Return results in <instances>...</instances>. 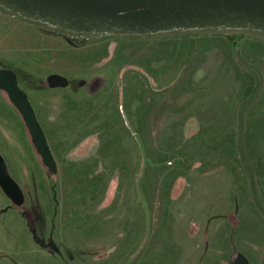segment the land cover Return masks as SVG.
<instances>
[{
	"label": "rangeland",
	"instance_id": "rangeland-1",
	"mask_svg": "<svg viewBox=\"0 0 264 264\" xmlns=\"http://www.w3.org/2000/svg\"><path fill=\"white\" fill-rule=\"evenodd\" d=\"M234 37L77 39L0 13V70L53 158L0 94V158L28 199L0 187V264H219L216 230L264 264V44Z\"/></svg>",
	"mask_w": 264,
	"mask_h": 264
},
{
	"label": "water",
	"instance_id": "water-1",
	"mask_svg": "<svg viewBox=\"0 0 264 264\" xmlns=\"http://www.w3.org/2000/svg\"><path fill=\"white\" fill-rule=\"evenodd\" d=\"M0 13L28 25L77 39L143 41L164 37L237 36L264 44V0H0ZM0 91L22 117L43 162L53 158L26 95L0 72ZM143 166L156 168L141 137L130 129ZM140 179L137 188L140 192ZM0 187L10 198L20 192L0 159ZM140 195V194H139ZM146 212L147 234L150 213ZM13 264H19L13 260Z\"/></svg>",
	"mask_w": 264,
	"mask_h": 264
},
{
	"label": "crops",
	"instance_id": "crops-1",
	"mask_svg": "<svg viewBox=\"0 0 264 264\" xmlns=\"http://www.w3.org/2000/svg\"><path fill=\"white\" fill-rule=\"evenodd\" d=\"M204 143H207V142H204ZM205 146V145H204ZM202 156H205V155H203V154H201ZM263 156V157H262ZM207 157V156H206ZM208 158H209V156H208ZM260 162L259 163H262L261 162V159H264V154L263 155H260ZM200 162H202V164H201V167L203 166V164H204V167H205V169L202 167V168H200V169H198L193 175H188L187 177H186V179L188 180L186 183H187V186L184 188V195H185V197L187 196V194L190 192V190L192 189V187L194 186V184H195V180H198V179H200V181H202V180H204L205 178H207L208 177V175H204L205 173H208V172H210V171H212L215 167H216V165L215 166H209V165H206L205 164V162H207V160L205 161V160H202V161H200ZM262 172H263V170L262 171H259V172H257V173H259L258 175H261L262 174ZM264 192V189H263V187L260 189V195H261V193H263ZM181 199V198H180ZM179 199V200H180ZM211 203V202H210ZM193 225H196V227L198 228H201L203 225H204V223H202V222H196L195 224H193ZM181 226L183 227V228H185V233H186V236L184 237V238H181V239H179V237L180 236H178L177 235V237H178V239L179 240H184V239H187L186 237H188L189 238V232L186 230V226H183L182 224H181ZM219 227H222V225H219L218 226V228ZM217 228V229H218ZM261 232H262V230H261ZM185 233L183 232V235H185ZM207 238H208V241H209V236H208V234H207ZM228 238V236H227V234H225V235H222V234H220L219 233V230H216L215 232H214V235L212 236V238H211V235H210V241H211V245H213V247L215 248V250H214V252H213V254L217 257V259H218V261H219V264H232V261H239V262H242V264H250V258L248 257V256H246L244 253H242L241 251H236L235 253L234 252H232L231 250H230V247H229V244L228 245H225V243H224V239H227ZM244 246H242V248H243ZM247 249V248H246ZM255 249V248H254ZM218 253V254H215V253ZM219 252H222V253H219ZM224 253V254H223ZM250 256L253 258V260H255L254 261V263L257 261V263L256 264H263L261 261L259 262L258 260H260V257H259V255L258 254H256V253H250Z\"/></svg>",
	"mask_w": 264,
	"mask_h": 264
},
{
	"label": "flooded vegetation",
	"instance_id": "flooded-vegetation-1",
	"mask_svg": "<svg viewBox=\"0 0 264 264\" xmlns=\"http://www.w3.org/2000/svg\"><path fill=\"white\" fill-rule=\"evenodd\" d=\"M0 72H1V70H0ZM0 94H1V97L2 98H4V96L2 95V93H1V91H0ZM5 101H7L6 99H5ZM8 102V101H7ZM1 159V158H0ZM3 161V160H2ZM15 183H16V185H17V187L20 189V192L16 195V201L14 200V199H12V198H10V197H8L3 191V193H4V195L8 198V200H9V202L11 203V205H13V207H15V206H23V205H25V204H27V194H26V192H24V190L19 186V184H18V182H16V180H14V179H12ZM20 207V210H23V207L21 208ZM24 211V210H23Z\"/></svg>",
	"mask_w": 264,
	"mask_h": 264
},
{
	"label": "trees",
	"instance_id": "trees-1",
	"mask_svg": "<svg viewBox=\"0 0 264 264\" xmlns=\"http://www.w3.org/2000/svg\"><path fill=\"white\" fill-rule=\"evenodd\" d=\"M45 31H46V30H45ZM46 32H47V31H46ZM48 32H49V31H48ZM229 37H231V36H229ZM233 39H235V42H236V43L234 42V47H235V46L237 45V41L240 42V40H242V39H244V38H243V37H237V36H236V37H234Z\"/></svg>",
	"mask_w": 264,
	"mask_h": 264
}]
</instances>
